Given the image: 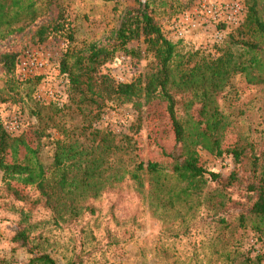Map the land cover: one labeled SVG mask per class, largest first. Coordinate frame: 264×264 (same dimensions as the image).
I'll use <instances>...</instances> for the list:
<instances>
[{
	"label": "rangeland",
	"instance_id": "rangeland-1",
	"mask_svg": "<svg viewBox=\"0 0 264 264\" xmlns=\"http://www.w3.org/2000/svg\"><path fill=\"white\" fill-rule=\"evenodd\" d=\"M2 1L6 5L19 1L27 9L10 12L15 19L14 26H23L25 30L1 40L0 53L16 51L21 54L29 48L43 47L54 55L42 81L20 83L18 90L12 92L9 87L14 79L0 65V92L6 99L0 101V119L4 124L15 118L20 120L22 131L28 133L31 143L34 141L32 129L46 127L47 135L42 140L39 157L51 173L55 140L63 139L83 118L66 107L54 115L52 108L44 107L41 118L35 111L44 103L67 100L66 81L58 66L67 47H82L85 42L92 41L108 43L133 0ZM194 1L179 0L181 6H177L175 0H168L166 6L155 2L158 18L168 36L169 23ZM31 2L37 11L35 20L28 7ZM58 13L66 23L65 30L53 33L44 42L34 43L32 31ZM68 24L74 29L72 43L68 40L71 31ZM231 30H225V35ZM172 39L182 52L199 49L205 55H217V42L224 41L216 40L214 28L188 31L184 39ZM146 47L143 39L130 42L128 50L119 51L102 68L103 72L116 81L135 79L152 63L153 57ZM39 91H43L46 99H38ZM219 101L229 119L224 144L244 147L245 157L237 165L230 154L217 158L204 149H199V153L207 169L223 177L238 169L241 181L225 190L209 182L201 191L185 193L180 189H185L187 183L172 176L168 169L164 171V185L160 187L151 183L150 175L142 171L143 182L128 176L108 187L99 197L88 199L85 204L91 209L77 219L57 222L44 203H34L40 197L34 186H19L29 196L28 200L21 201L7 191L0 176V260L4 264H28L33 255L45 252L57 264L71 261L79 264H232L235 259L239 261L258 252L264 255V237L253 230L250 219L245 218L246 226L240 220L252 204V194L246 188L251 175L252 153L264 150V84L248 83L244 75L238 74ZM50 115H53L51 119ZM95 125L115 132L117 140L124 134L132 136L135 143L132 160L124 155L129 168L135 163L167 164L171 161L168 153L174 149L176 138L165 103H157L140 113L132 102L112 101ZM25 154L21 147V160ZM8 160H12L11 151ZM21 230L28 235L26 245L15 240Z\"/></svg>",
	"mask_w": 264,
	"mask_h": 264
},
{
	"label": "trees",
	"instance_id": "trees-1",
	"mask_svg": "<svg viewBox=\"0 0 264 264\" xmlns=\"http://www.w3.org/2000/svg\"><path fill=\"white\" fill-rule=\"evenodd\" d=\"M156 1L159 6L168 4V0H133L108 43L85 42L82 47L70 45L63 52L58 66L66 81L67 100L44 103L35 114L41 118L44 107L52 108L53 115L59 114L66 107L73 114L81 115L83 121L68 130L63 139L55 140L51 173L39 157L42 140L47 135L46 127L32 129L34 141L31 143L26 131L11 135L0 119V176L7 191L15 198L28 200L29 196L19 186H34L40 193L34 203H44L59 222L77 219L91 209L85 204L88 199L99 197L108 187L128 176L143 182L142 171L150 175L151 183L160 187L164 185L162 177L168 169L172 176L187 183L185 189H180L185 193L201 191L209 182H215L225 190L242 180L238 169L228 177L207 169L199 149L207 150L217 158L230 154L237 165L245 157L244 147H226L224 144L229 119L219 97L231 87L238 74L244 75L248 83L264 84V0H242L247 7L246 17L240 26L225 35L223 42H217V55H205L199 49L182 52L177 42L165 33L155 8ZM175 1L181 6L179 0ZM28 7L35 20L37 11L33 9V3ZM17 9L24 10L25 6L19 1L6 5L0 0V41L25 30L23 26H14L15 19L10 12ZM173 11L177 12L175 8ZM68 26L71 30L68 40L72 43L75 41L74 29L71 24ZM65 28L66 23L58 13L36 27L31 40L44 42ZM140 39L153 57L145 73L131 81H116L103 72L102 68L119 51H127L130 42ZM19 55L16 51L0 53V65L14 79L9 87L11 92L17 91L20 83L36 84L44 78L39 75L20 80L17 77ZM5 100L0 92V101ZM112 101L132 102L140 113L157 103L166 104L176 138L174 149L168 153L170 162L149 161L147 165L141 162L132 168L127 166L124 155L132 160L131 151L135 149L132 136L124 134L117 140L115 132L95 125ZM21 147L26 153L22 160L19 157ZM10 151L11 161L8 160ZM246 188L252 194V204L247 213L241 215V224L246 226L245 218L250 219L253 230L264 237V150L252 153L251 175ZM15 240L26 245V231H18ZM263 259L264 255L258 252L239 261L235 259L232 264H264ZM0 264H4L2 260ZM28 264L57 263L48 253L39 252ZM69 264L79 263L71 261Z\"/></svg>",
	"mask_w": 264,
	"mask_h": 264
},
{
	"label": "built area",
	"instance_id": "built-area-1",
	"mask_svg": "<svg viewBox=\"0 0 264 264\" xmlns=\"http://www.w3.org/2000/svg\"><path fill=\"white\" fill-rule=\"evenodd\" d=\"M246 13L247 7L242 0H197L169 23L168 32L172 38L182 40L188 31L214 28L216 40L223 41L225 30L240 26ZM53 56V53L45 51L43 47L25 50L18 57L19 79L26 80L46 74V70L52 65L50 61ZM45 96L43 91L37 94L39 100L46 99ZM5 128L14 136L22 132L21 122L16 118L8 121Z\"/></svg>",
	"mask_w": 264,
	"mask_h": 264
}]
</instances>
